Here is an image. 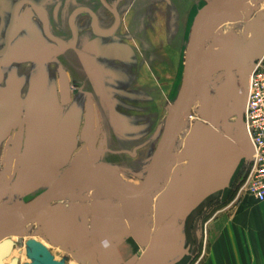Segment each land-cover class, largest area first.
<instances>
[{
    "label": "crops",
    "instance_id": "crops-1",
    "mask_svg": "<svg viewBox=\"0 0 264 264\" xmlns=\"http://www.w3.org/2000/svg\"><path fill=\"white\" fill-rule=\"evenodd\" d=\"M210 1L0 0V61L11 52L31 59L33 88L55 98V111L64 102L65 70L71 97L78 90L94 102L102 163L121 178L127 162H135L146 171L144 181L181 89L193 21ZM168 202L159 214L173 213ZM208 210L191 230L186 221L179 228L173 218H157V227L169 226L165 233L139 231L105 243L95 263L264 264V200L234 192L229 203Z\"/></svg>",
    "mask_w": 264,
    "mask_h": 264
},
{
    "label": "rangeland",
    "instance_id": "rangeland-1",
    "mask_svg": "<svg viewBox=\"0 0 264 264\" xmlns=\"http://www.w3.org/2000/svg\"><path fill=\"white\" fill-rule=\"evenodd\" d=\"M247 10L245 20H237L232 26L227 27L220 24L221 33L214 35H219L220 42L223 43L234 33H238L247 48L242 53L239 65L227 70L218 81H212L215 73L210 70L207 74L205 72L201 87L191 103L185 127L177 138L175 158L170 160L167 172L154 193L152 208L142 215H127L122 210L96 211L93 206L92 209L89 206L90 201L92 203L93 199L99 197L96 189L84 190L79 185H73L67 189V196L64 199L55 200L44 214L12 234L15 244L8 261L17 257L19 264L30 262L27 240L35 238L47 245L56 259L66 264H94L105 243L122 241L139 231L145 234L156 233V230L165 233L169 226L157 227L155 225L157 218H173L179 224L177 226L179 228L186 221L191 230L197 225L198 219L208 215V209L213 207L215 202L221 201L222 204H226L233 199V194L239 188L249 165V158L244 151L249 145L243 125L245 83L253 63L264 51V0H255ZM212 39L213 37L208 35L207 42ZM11 53L0 61L3 62L0 68L2 75L0 93L5 92L2 94L5 96H0V173L5 169L9 141L21 126L24 117L25 134L20 167L14 168L7 178L0 180V186L9 189L0 202V216H4V222L12 220L14 213L19 209L30 206L68 166L93 159L86 140V97H79L80 91L75 90L69 102L61 101L56 105L60 108L53 110L51 106L54 105L55 98L51 95L44 96L43 90L39 87L33 88V80L35 85L37 78L27 73L29 70L27 63H31V59L25 60L19 54L14 57V52ZM13 57L17 61L10 64L9 61L13 60ZM7 61L9 65H4ZM18 62L21 65L19 67L15 66L19 64ZM13 78L18 81L13 83L14 80H10ZM22 78L25 81L23 85ZM206 83L211 87L212 116L207 122L210 129L203 158L209 159L211 163L205 173L203 189L193 193L185 183L180 169L189 161L184 152V141L192 124L200 119L201 93ZM175 103L176 101L174 106ZM10 142L13 145V141ZM102 158H99L101 163ZM127 164V167L120 169L123 173L120 179L132 187L140 185L146 171L135 166V162ZM88 196L90 200L86 201L85 197ZM167 201H169L167 206L173 213L170 210L168 214L166 212L159 214V207L165 206ZM60 210L73 212V225L79 223L84 214L88 215L92 248L71 250L64 247L57 238L46 237L44 220ZM151 219L155 222L150 221ZM139 221H144L146 225H138ZM192 234L190 231L189 235Z\"/></svg>",
    "mask_w": 264,
    "mask_h": 264
},
{
    "label": "water",
    "instance_id": "water-1",
    "mask_svg": "<svg viewBox=\"0 0 264 264\" xmlns=\"http://www.w3.org/2000/svg\"><path fill=\"white\" fill-rule=\"evenodd\" d=\"M247 0H211L196 15L189 43L185 53V68L183 82L179 91L175 106L171 110L166 124L165 132L160 144L156 147L149 166L147 177L137 186H129L124 183L116 171L109 165L99 161L97 148L98 127L96 126L95 105L92 99L87 103L86 114V140L92 160H83L71 164L62 171L59 177L44 191L34 202L19 209L13 215V219L4 221L0 216V264H19V258L9 257L14 248V232L29 224L34 218L44 214L55 200L64 199L67 189L73 185H79L84 190L96 189L99 197L93 199L92 205L96 211H119L127 215H142L147 213L154 202V193L160 186L166 174L170 160L175 158V145L177 138L185 127L187 114L193 98L199 91L206 70L217 73L213 82L218 81L227 70H232L239 65L242 53L247 48L246 43L238 33H234L219 50L215 57L207 59L202 65L201 52L207 43V37L211 34L220 19L240 8ZM264 51L261 53L263 54ZM260 54V55H261ZM60 89L64 102L71 99L70 80L67 72L60 73ZM211 87L208 83L203 85L201 93L200 119L196 120L185 137L184 152L189 161L181 167L180 171L185 183L193 193L200 192L205 183V173L210 168V160L203 158L207 145L210 125L207 123L212 116ZM246 97V83H245ZM25 118L21 126L15 132L7 146L5 169L0 173V180L9 176L14 168H19L22 158V148L25 134ZM6 186H0V202L8 193ZM117 198V200H113ZM74 215L70 210H60L55 215L44 220V233L47 238H57L66 248L82 250L92 248L90 219L84 214L76 225H73ZM27 254L31 261L25 264H66L55 258L51 250L42 241L29 238L27 240Z\"/></svg>",
    "mask_w": 264,
    "mask_h": 264
},
{
    "label": "built area",
    "instance_id": "built-area-1",
    "mask_svg": "<svg viewBox=\"0 0 264 264\" xmlns=\"http://www.w3.org/2000/svg\"><path fill=\"white\" fill-rule=\"evenodd\" d=\"M243 125L249 145L244 149L249 158L237 195L250 194L264 200V53L253 63L246 80Z\"/></svg>",
    "mask_w": 264,
    "mask_h": 264
},
{
    "label": "bare ground",
    "instance_id": "bare-ground-1",
    "mask_svg": "<svg viewBox=\"0 0 264 264\" xmlns=\"http://www.w3.org/2000/svg\"><path fill=\"white\" fill-rule=\"evenodd\" d=\"M255 2V0H247L245 3H243L240 8H238L237 10L231 12V14H229V16H225L223 17L222 19L219 20L215 30L209 34L211 37H213L212 41L210 42H207L206 43V46L204 47L203 51L201 52V55H200V60L199 62L203 65L204 62L211 58V57H215L219 50L226 44L227 40H225L223 43L220 42V36H214L216 35V33L220 34L221 32H219L220 30H222V28H220V24L224 25V27H227V26H232L237 20H245V16L247 15V12H248V7L253 5ZM227 17V18H226ZM222 27V26H221ZM223 27V28H224ZM220 29V30H219ZM207 41H208V37H207ZM206 74L209 72V70H206L205 71ZM214 73V72H212ZM217 75V73H215ZM205 75V74H204ZM215 75V76H216ZM97 192V190H96ZM90 193V192H89ZM88 193V194H89ZM90 197H92V195H90ZM90 197H85L86 201L90 200ZM113 200H117V198H113ZM89 206L91 208L92 203L91 201L89 202ZM92 209V208H91ZM5 221V219H4ZM3 221V222H4ZM83 250V249H82ZM10 260V259H9ZM6 262H9L8 261V257L6 258L5 260Z\"/></svg>",
    "mask_w": 264,
    "mask_h": 264
},
{
    "label": "flooded vegetation",
    "instance_id": "flooded-vegetation-1",
    "mask_svg": "<svg viewBox=\"0 0 264 264\" xmlns=\"http://www.w3.org/2000/svg\"><path fill=\"white\" fill-rule=\"evenodd\" d=\"M70 87H71V83H70ZM60 91H61V89H60ZM71 95V94H70ZM62 97V96H61ZM71 100V99H70ZM25 118V117H24ZM22 120H23V118H22ZM25 124V123H24ZM24 127H25V125H24Z\"/></svg>",
    "mask_w": 264,
    "mask_h": 264
}]
</instances>
